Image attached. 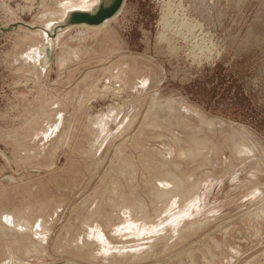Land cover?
Returning a JSON list of instances; mask_svg holds the SVG:
<instances>
[{
    "label": "rangeland",
    "instance_id": "374dc122",
    "mask_svg": "<svg viewBox=\"0 0 264 264\" xmlns=\"http://www.w3.org/2000/svg\"><path fill=\"white\" fill-rule=\"evenodd\" d=\"M99 1L0 0V27ZM69 28L0 39V264H264V0Z\"/></svg>",
    "mask_w": 264,
    "mask_h": 264
},
{
    "label": "water",
    "instance_id": "95a60500",
    "mask_svg": "<svg viewBox=\"0 0 264 264\" xmlns=\"http://www.w3.org/2000/svg\"><path fill=\"white\" fill-rule=\"evenodd\" d=\"M125 2L126 0H100L97 8L94 9L93 11H86V10L72 11L70 15L67 17L66 21H64L61 24L62 26H71L70 28L74 26H79L80 24H87L90 26L100 25L104 23L106 20L112 18L122 8V6H124ZM19 24L25 25L27 23L21 21L18 23H10L6 27H0V39L6 33L13 31V29H16ZM29 26L31 27V25ZM57 37L58 36H56V39Z\"/></svg>",
    "mask_w": 264,
    "mask_h": 264
},
{
    "label": "bare ground",
    "instance_id": "6f19581e",
    "mask_svg": "<svg viewBox=\"0 0 264 264\" xmlns=\"http://www.w3.org/2000/svg\"><path fill=\"white\" fill-rule=\"evenodd\" d=\"M169 1V0H168ZM172 1V0H171ZM126 3V2H125ZM125 3H124V5H125ZM181 3V2H180ZM99 4V3H98ZM98 4L96 5V7H94V9H96L97 8V6H98ZM167 5V4H166ZM176 5V4H175ZM123 7L124 6H122V8L112 17V18H110V19H108V20H106L104 23H102V24H100V25H97V26H91V27H102L106 22H108V21H110V20H112V19H114L120 12H121V10L123 9ZM169 7V6H168ZM177 8V7H176ZM93 9V10H94ZM168 9V8H167ZM173 9V8H172ZM171 9V10H172ZM184 9H185V7H184ZM183 9V10H184ZM93 10H86V11H93ZM182 10V11H183ZM75 11V10H74ZM72 11H70V12H67L66 14H65V17H64V21H66V19H67V17L70 15V13H71ZM169 12H170V10H169ZM168 12V13H169ZM178 13V12H177ZM181 13V12H180ZM173 13L171 12L170 13V15H172ZM184 14V13H183ZM188 14V13H187ZM172 16H174V15H172ZM184 16H186V15H184ZM177 18H178V14H177ZM195 18V17H194ZM178 20V19H177ZM183 20V19H182ZM192 20H194V19H192ZM196 20V19H195ZM171 20H169V18H168V16H163V19H162V23L164 24V30L166 29V30H168L169 31V29H170V24L172 23V21L170 22ZM185 21H187V20H185ZM18 22H21V21H18ZM18 22H14V23H18ZM197 22V21H196ZM186 23L184 22L182 25H185ZM30 24H19L18 25V27L16 28V29H13V31H16L18 28H19V26H24V27H26V28H29V29H37V28H41V29H44L46 32H47V34L52 38V39H54V38H56V36H57V34H58V32L61 30V29H66V28H69V27H71V26H62V24H59V25H57L56 27H55V29H54V31H53V33L50 31V30H47V29H45V28H43V27H41V26H35L34 28H32L33 26L31 25V27L29 26ZM80 25H86V26H90V25H87V24H80ZM188 25V24H187ZM186 25V27H189V25L187 26ZM199 25V24H198ZM197 25V26H198ZM1 27H6V26H1ZM172 27V26H171ZM180 27H182V26H180ZM185 27V28H186ZM200 27H202V26H200ZM183 28H184V26H183ZM184 28V29H185ZM195 28V27H194ZM172 29V28H171ZM179 29V28H178ZM182 28H180L179 29V31L181 30ZM198 29H199V27H198ZM165 30V31H166ZM193 30V29H192ZM192 30L190 31V32H192ZM193 31H195V30H193ZM181 32V31H180ZM188 32V31H187ZM167 33V32H166ZM195 33V32H194ZM163 34V33H162ZM176 34V33H175ZM187 34V33H186ZM56 35V36H55ZM166 35V34H165ZM165 35H162V38H165L166 36ZM192 35V34H191ZM194 36V35H193ZM186 38V37H185ZM192 38V37H191ZM197 38V37H196ZM199 38V37H198ZM161 39V38H160ZM166 39V38H165ZM184 39V38H183ZM187 39V38H186ZM190 40V39H189ZM166 41H167V39H166ZM170 41V40H169ZM168 41V42H169ZM186 41H188V40H186ZM196 42V41H195ZM175 43V42H174ZM206 44V43H205ZM170 45V44H169ZM202 45H203V42H202ZM196 46V45H195ZM170 47V46H169ZM197 47V46H196ZM171 48H173V47H171ZM171 48L169 49V50H171ZM175 48V47H174ZM198 48V47H197ZM45 53H46V60H47V62H49L50 61V58H51V53H52V51H53V46H51V47H46L45 49ZM175 50V49H174ZM213 52V51H212ZM24 264H26V263H24Z\"/></svg>",
    "mask_w": 264,
    "mask_h": 264
}]
</instances>
